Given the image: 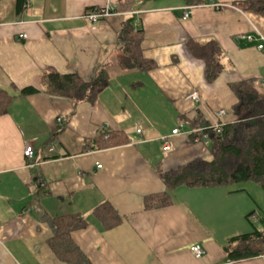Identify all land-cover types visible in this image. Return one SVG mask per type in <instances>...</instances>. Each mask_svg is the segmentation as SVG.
<instances>
[{
	"label": "crops",
	"instance_id": "crops-1",
	"mask_svg": "<svg viewBox=\"0 0 264 264\" xmlns=\"http://www.w3.org/2000/svg\"><path fill=\"white\" fill-rule=\"evenodd\" d=\"M206 1L0 0V87L15 95L26 86L39 88L15 96L0 115V264H66L49 245V218L66 214L87 221L70 237L90 264H264L263 255L234 263L223 249L230 237L251 231L245 217L256 210L248 195L264 219L247 187L177 186L168 191L169 205L143 208L146 195L168 190L160 170L209 156L208 143L192 133L203 120L214 125L232 118L218 115L237 101L231 83L255 79L264 92V50L257 46L264 16L243 10L237 0H218L228 5L219 10ZM106 3L113 15L95 23L82 17ZM187 5L191 12L183 20ZM128 18L143 30L142 55L155 64L149 71L118 64V33ZM22 32L25 39L17 37ZM190 39L220 44L223 70L213 82L205 81ZM48 66L86 82L105 68L110 82L95 101L74 102L42 91L38 78ZM192 92L197 101L188 98ZM59 116L66 123L52 137ZM178 127L182 131L172 134ZM118 130L127 143L84 149L97 133ZM26 142L34 149L31 159L23 154ZM38 180L47 194L36 196ZM103 202L121 217L113 228L93 213ZM194 244L204 249L200 259L190 252Z\"/></svg>",
	"mask_w": 264,
	"mask_h": 264
},
{
	"label": "trees",
	"instance_id": "trees-1",
	"mask_svg": "<svg viewBox=\"0 0 264 264\" xmlns=\"http://www.w3.org/2000/svg\"><path fill=\"white\" fill-rule=\"evenodd\" d=\"M186 1L190 4L201 2ZM235 4L243 10H251L264 16V0H237ZM142 41L143 30L136 27L133 18L126 19L118 33L117 42L116 57L121 68L146 72L155 67L152 60L143 57ZM187 45L192 55L204 62L205 81L211 83L218 78L223 70L220 44L216 40L199 42L190 39ZM38 82L42 91L48 95L65 97L74 102H93L109 85L110 78L105 68H100L94 78L86 82L76 73L63 74L48 66ZM230 88L237 98L230 109L226 110V114L228 112L232 118L220 122L219 131H215L213 125H207L205 120L201 121V134L205 135L204 138L197 135V132L192 133L194 138L198 136L202 143H208L209 156L194 158L171 170H160V177L168 190L146 195L143 199L145 210L169 205L172 201L168 191L177 186H227L252 181L264 190V92L256 87L255 79L231 83ZM37 91L39 88L30 85L19 89L15 95L0 87V115L7 113L15 96H25ZM65 123L66 120L58 121L52 130V137L57 136ZM104 135L106 134L99 132L94 138L87 139L84 149L107 148L129 140L126 133L120 130ZM35 192L36 196H41L47 194L48 190L38 180ZM93 213L107 229L121 222L118 211L108 202L98 205ZM253 214L259 217L258 222L263 223L264 219L256 211L248 213L246 218L250 221L252 230L230 237L223 246L227 258L234 263L264 256V227L259 228L252 222L250 217ZM49 222L53 230L49 245L58 258L66 264H90L70 237L73 230L87 225L86 219L79 214H66L49 218Z\"/></svg>",
	"mask_w": 264,
	"mask_h": 264
},
{
	"label": "built area",
	"instance_id": "built-area-1",
	"mask_svg": "<svg viewBox=\"0 0 264 264\" xmlns=\"http://www.w3.org/2000/svg\"><path fill=\"white\" fill-rule=\"evenodd\" d=\"M28 1V0H27ZM204 4L212 6L214 8H219L224 6V4L218 0H207L206 2H204ZM191 5H187L182 7V15L181 18L183 20H186L187 17L190 15L191 12ZM114 14V10L112 9L111 5L109 3H106L104 6L100 7V8H96V9H89L87 11H85V13L82 15L83 18H86L90 23H95L97 21H99L101 18H106L109 17L111 15ZM17 37L19 39H25L27 37V34L25 32L22 33H18ZM249 39H251V36H247ZM260 40L261 42L258 43V49L260 50H264V37L260 36ZM188 98L193 99L194 101L198 100V96L196 92H192L188 95ZM226 114V110L225 109H219L218 110V115L222 116ZM62 117H58L57 121H60ZM213 129L215 131H219L220 129V123H215L213 125ZM137 131L140 132V128H137ZM182 131L181 128H175L172 130V134H177L180 133ZM202 129L201 128H196L193 130V132H197L199 134L197 135H201V138H204L205 135L201 134ZM200 139L199 137H195V140ZM160 140L162 141V149L163 150H168L169 149V142H168V138L166 136H162L160 137ZM205 144H207L206 141H204ZM50 149H53L50 148ZM23 154L27 159H30L34 156V149L32 147V145L29 142H26L24 145V149H23ZM97 167H100V164H97ZM41 185H44L45 183L41 180L40 181ZM250 219L253 222H258L259 221V217L256 214L251 215ZM263 227H264V221H263ZM190 252L192 253V255L196 258V259H200L202 258L203 254H204V249L200 244H194L190 247Z\"/></svg>",
	"mask_w": 264,
	"mask_h": 264
},
{
	"label": "rangeland",
	"instance_id": "rangeland-1",
	"mask_svg": "<svg viewBox=\"0 0 264 264\" xmlns=\"http://www.w3.org/2000/svg\"><path fill=\"white\" fill-rule=\"evenodd\" d=\"M227 5V4H226ZM232 185H236L235 187H237V185H239L238 186V188L241 190V191H246V189H245V187H247L248 188V190H249V192L251 191L252 192V194H253V196L255 197V199L257 200V202H258V204H260L261 205V207L262 208H264V197H262V196H260L258 193H256L255 191H254V189H253V185H257L258 187H260V185L259 184H257V183H255V182H252V181H248V182H243V183H234V184H232ZM227 187H229L230 188V185L229 186H227ZM260 190L259 191H262V193H264L263 191V189L260 187L259 188ZM251 192H250V194H251ZM264 195V194H263ZM248 197H249V199H250V201H252V203H253V205H255V210H256V212H258V211H260L261 209H259V207L258 206H256V204H254V201H253V199L251 198V195H248ZM262 212V214H263V216H264V211H261ZM246 218V217H245ZM247 220V219H246ZM248 222V224L250 225V227H251V230H252V226H251V224L249 223L250 221H247ZM253 222V221H252ZM254 224L255 223H257V222H253Z\"/></svg>",
	"mask_w": 264,
	"mask_h": 264
},
{
	"label": "bare ground",
	"instance_id": "bare-ground-1",
	"mask_svg": "<svg viewBox=\"0 0 264 264\" xmlns=\"http://www.w3.org/2000/svg\"><path fill=\"white\" fill-rule=\"evenodd\" d=\"M223 4H224V3H223ZM224 6H228V5L224 4ZM224 6L219 7V8H215V9L219 10V9H222ZM213 8H214V7H213ZM187 18H188V17H187Z\"/></svg>",
	"mask_w": 264,
	"mask_h": 264
}]
</instances>
